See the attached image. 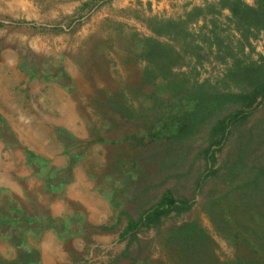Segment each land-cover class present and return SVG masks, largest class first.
Masks as SVG:
<instances>
[{"label": "rangeland", "instance_id": "1", "mask_svg": "<svg viewBox=\"0 0 264 264\" xmlns=\"http://www.w3.org/2000/svg\"><path fill=\"white\" fill-rule=\"evenodd\" d=\"M259 85L264 0H0V264H177L164 234L185 221L234 256L194 179L159 169L168 140L151 133L204 92L203 135L238 94H255L250 124L263 129ZM169 189L193 208L126 234Z\"/></svg>", "mask_w": 264, "mask_h": 264}, {"label": "trees", "instance_id": "2", "mask_svg": "<svg viewBox=\"0 0 264 264\" xmlns=\"http://www.w3.org/2000/svg\"><path fill=\"white\" fill-rule=\"evenodd\" d=\"M256 89L260 91L264 85ZM206 95V92L201 95L202 103L207 102ZM228 95L217 94L219 111L232 100L227 99ZM250 95L252 98L246 102L247 96L234 97L239 98V105L215 121L207 135L201 130L213 116L206 114L207 108L202 107V103L198 109H179L174 113L175 127L168 123L151 133L154 143L168 140L152 156L159 162V169L174 176L184 169L185 176L194 179V190L203 194V206L215 232L235 248L234 256L221 260L215 251L212 234L195 221H185L171 226L164 234L166 247L172 256H177V264H264V128L257 122L250 124L257 109L252 108L255 94ZM259 103L261 105L264 100ZM176 106L177 103H172L173 112ZM202 136H206L208 145L195 151L193 145ZM228 144H231L229 152L220 161V153ZM196 161L200 162L198 169ZM211 181L213 184L205 190V185ZM195 203L194 196L176 197L169 189L144 216L130 223L126 234L136 232L143 225L157 226L163 217L173 211L181 215L191 210Z\"/></svg>", "mask_w": 264, "mask_h": 264}, {"label": "crops", "instance_id": "3", "mask_svg": "<svg viewBox=\"0 0 264 264\" xmlns=\"http://www.w3.org/2000/svg\"><path fill=\"white\" fill-rule=\"evenodd\" d=\"M3 143L6 144V141L3 142ZM0 146H1V148L3 147V145L1 143H0ZM7 178H8L7 175H5V179L4 180H2V177L0 178V186H7L8 185V181H7L8 179ZM45 245H47V244L44 243V247L47 249V247Z\"/></svg>", "mask_w": 264, "mask_h": 264}]
</instances>
